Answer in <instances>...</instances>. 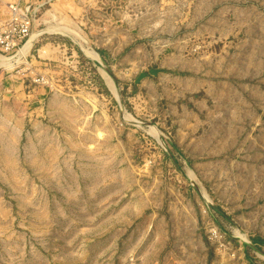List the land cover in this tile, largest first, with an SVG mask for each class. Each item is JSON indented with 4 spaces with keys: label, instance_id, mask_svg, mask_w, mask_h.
Here are the masks:
<instances>
[{
    "label": "rangeland",
    "instance_id": "374dc122",
    "mask_svg": "<svg viewBox=\"0 0 264 264\" xmlns=\"http://www.w3.org/2000/svg\"><path fill=\"white\" fill-rule=\"evenodd\" d=\"M9 59L0 264H264V0H53Z\"/></svg>",
    "mask_w": 264,
    "mask_h": 264
},
{
    "label": "built area",
    "instance_id": "2783aa9c",
    "mask_svg": "<svg viewBox=\"0 0 264 264\" xmlns=\"http://www.w3.org/2000/svg\"><path fill=\"white\" fill-rule=\"evenodd\" d=\"M53 0H16L9 5L8 19L0 26V59L9 62L19 54L23 40L29 36L37 14Z\"/></svg>",
    "mask_w": 264,
    "mask_h": 264
},
{
    "label": "crops",
    "instance_id": "0c3cea01",
    "mask_svg": "<svg viewBox=\"0 0 264 264\" xmlns=\"http://www.w3.org/2000/svg\"><path fill=\"white\" fill-rule=\"evenodd\" d=\"M11 0H0V12L2 11H5V9H6V5H7V3L8 2H10ZM5 13V12H4ZM34 43V42H33ZM25 96H26V94H25ZM39 100V99H38ZM41 101V100H40ZM42 102V101H41ZM36 125H40V124H36ZM46 138H49V137H46Z\"/></svg>",
    "mask_w": 264,
    "mask_h": 264
},
{
    "label": "trees",
    "instance_id": "16d2710c",
    "mask_svg": "<svg viewBox=\"0 0 264 264\" xmlns=\"http://www.w3.org/2000/svg\"><path fill=\"white\" fill-rule=\"evenodd\" d=\"M253 242L257 243V244H264V239L260 238V237H255L253 239Z\"/></svg>",
    "mask_w": 264,
    "mask_h": 264
},
{
    "label": "bare ground",
    "instance_id": "6f19581e",
    "mask_svg": "<svg viewBox=\"0 0 264 264\" xmlns=\"http://www.w3.org/2000/svg\"><path fill=\"white\" fill-rule=\"evenodd\" d=\"M73 31V30H72ZM32 42H33V39H31L30 41H29V43H27L26 44V48L27 49H29L31 46H32ZM27 49H26V51H27ZM98 54V53H97ZM96 55V54H95ZM95 55H93V56H95ZM5 63H7V62H5ZM9 64V63H8ZM8 64H7V66H8ZM6 65V64H5ZM157 131V130H156ZM156 134H157V132H156Z\"/></svg>",
    "mask_w": 264,
    "mask_h": 264
}]
</instances>
